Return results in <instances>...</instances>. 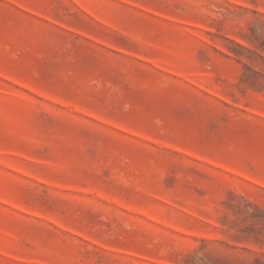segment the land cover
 Returning a JSON list of instances; mask_svg holds the SVG:
<instances>
[{
    "label": "rangeland",
    "instance_id": "obj_1",
    "mask_svg": "<svg viewBox=\"0 0 264 264\" xmlns=\"http://www.w3.org/2000/svg\"><path fill=\"white\" fill-rule=\"evenodd\" d=\"M245 73L264 0H0V264H264Z\"/></svg>",
    "mask_w": 264,
    "mask_h": 264
},
{
    "label": "trees",
    "instance_id": "obj_2",
    "mask_svg": "<svg viewBox=\"0 0 264 264\" xmlns=\"http://www.w3.org/2000/svg\"><path fill=\"white\" fill-rule=\"evenodd\" d=\"M247 71L249 72L250 68L247 67ZM257 76L264 77V75H259L257 73H254L253 75H251L250 73H245L242 78V83L247 85H255L257 83Z\"/></svg>",
    "mask_w": 264,
    "mask_h": 264
}]
</instances>
